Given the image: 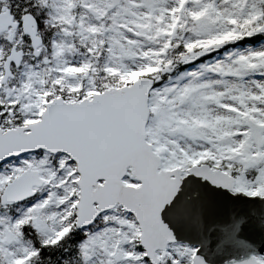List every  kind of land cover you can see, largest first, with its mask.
<instances>
[{"label": "snow or ice", "instance_id": "1", "mask_svg": "<svg viewBox=\"0 0 264 264\" xmlns=\"http://www.w3.org/2000/svg\"><path fill=\"white\" fill-rule=\"evenodd\" d=\"M0 264H264V0H0Z\"/></svg>", "mask_w": 264, "mask_h": 264}]
</instances>
